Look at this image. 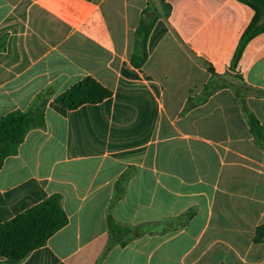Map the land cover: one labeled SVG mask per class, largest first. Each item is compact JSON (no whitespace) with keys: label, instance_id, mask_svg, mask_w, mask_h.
Segmentation results:
<instances>
[{"label":"crops","instance_id":"obj_1","mask_svg":"<svg viewBox=\"0 0 264 264\" xmlns=\"http://www.w3.org/2000/svg\"><path fill=\"white\" fill-rule=\"evenodd\" d=\"M253 14L239 0H0V117L49 93L44 125L0 168V223L53 193L67 216L17 264H264V149L241 104L264 128V31L229 68ZM86 76L111 95L54 101Z\"/></svg>","mask_w":264,"mask_h":264},{"label":"trees","instance_id":"obj_2","mask_svg":"<svg viewBox=\"0 0 264 264\" xmlns=\"http://www.w3.org/2000/svg\"><path fill=\"white\" fill-rule=\"evenodd\" d=\"M161 1L164 3V0ZM239 1L249 5L254 14L239 38L229 65L231 69L236 67L247 43L264 31L261 8L248 0ZM148 10L147 8L146 12ZM156 18L154 14L149 20L142 18L136 29L135 39L137 42L139 40V43L131 56V63L135 67L142 66L146 60V40ZM209 70L213 73L211 67ZM211 90L207 87L205 96ZM110 95L111 91L108 88L91 76H86L56 95L54 101L62 107L74 109L85 103H98ZM48 99L49 93L42 92L25 110H14L0 117V168L6 157L17 152L18 146L29 130L44 125V109ZM241 104L256 144L264 149L263 126L242 101ZM66 223L67 216L61 206L60 195L57 193L50 194L11 219L0 223V257L2 258L0 264H17L32 250L44 245L47 239ZM108 224L111 229L119 227L111 219H108ZM253 240L256 243H264V223L256 227Z\"/></svg>","mask_w":264,"mask_h":264},{"label":"water","instance_id":"obj_3","mask_svg":"<svg viewBox=\"0 0 264 264\" xmlns=\"http://www.w3.org/2000/svg\"><path fill=\"white\" fill-rule=\"evenodd\" d=\"M248 1H250L254 4H257L261 8V10H262L261 15H262V18L264 20V0H248Z\"/></svg>","mask_w":264,"mask_h":264}]
</instances>
